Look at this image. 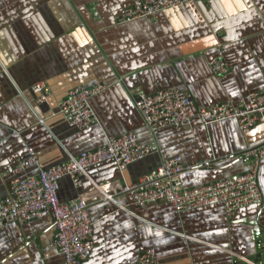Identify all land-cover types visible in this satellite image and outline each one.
<instances>
[{
	"label": "crops",
	"instance_id": "crops-1",
	"mask_svg": "<svg viewBox=\"0 0 264 264\" xmlns=\"http://www.w3.org/2000/svg\"><path fill=\"white\" fill-rule=\"evenodd\" d=\"M128 4L0 0V194L9 193L11 170L28 146L48 167L125 132L193 166L180 175L189 188L250 169L246 152L264 143V120L244 133L235 119L205 125L195 118L187 128L167 127L153 137L129 91L177 87L198 110L264 90V0H202L118 24ZM217 56L228 66L219 78L211 69ZM36 82L46 86V102H36ZM94 82L108 87L91 98L94 121L79 130L60 112V101L70 89ZM159 157L151 153L123 172L113 161L92 166L80 188L68 177L60 181V200L85 196L94 220V249L83 264H135L148 247L160 264H242L240 257L262 262L264 160L258 165L262 201L232 217L222 205L178 212L164 201L138 207L131 193L115 202L102 199L103 192L114 193L151 171ZM53 233L49 211L25 224H6L0 228V264H65L51 246Z\"/></svg>",
	"mask_w": 264,
	"mask_h": 264
},
{
	"label": "built area",
	"instance_id": "built-area-1",
	"mask_svg": "<svg viewBox=\"0 0 264 264\" xmlns=\"http://www.w3.org/2000/svg\"><path fill=\"white\" fill-rule=\"evenodd\" d=\"M202 0H129L116 17L118 24L136 19H149L157 13ZM211 69L216 77L223 76L228 66L223 57L211 61ZM107 84L94 82L70 89L59 105L60 112L69 124L79 130L90 127L94 121V111L90 100L102 93ZM36 102H46L49 92L42 82L32 86ZM133 104L140 114L150 135L156 137L164 128H187L195 118L203 124L235 119L242 132L247 133L260 120H264V90L253 92L245 99L235 102L228 99L194 110L190 97L177 87H165L154 93H146L141 87L129 91ZM157 152L159 163L148 173L138 177L134 183L120 184L113 193L103 192L102 199L116 201L117 195L131 193L132 202L138 207L157 202H168L178 212L197 208L222 205L229 217L242 208L260 203L262 191L258 182V165L264 160V143L249 149L247 156L253 158L250 169L234 176L215 180L199 187H186L181 181V173L193 167L184 165L180 156H168L155 143L147 144L134 132H125L107 138L104 145L82 151L61 163L48 167L41 165L35 150L27 147V156L11 170L10 189L7 195L0 194V228L8 223L25 224L39 219L45 212H51L54 233L51 240L65 264H83L94 249V220L88 210L86 197L70 202L59 198L60 181L68 177L72 184L80 188L87 169L106 161H113L123 172L129 165L142 161L149 154ZM30 168L34 173L19 174ZM250 258L240 257L242 264H264ZM135 264H160L156 250L148 247L137 257Z\"/></svg>",
	"mask_w": 264,
	"mask_h": 264
},
{
	"label": "water",
	"instance_id": "water-1",
	"mask_svg": "<svg viewBox=\"0 0 264 264\" xmlns=\"http://www.w3.org/2000/svg\"><path fill=\"white\" fill-rule=\"evenodd\" d=\"M73 156H75V155H73ZM249 158L253 161V158L251 156ZM258 245L259 246H258L257 258L264 260V237L261 241H259Z\"/></svg>",
	"mask_w": 264,
	"mask_h": 264
}]
</instances>
